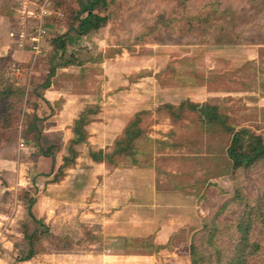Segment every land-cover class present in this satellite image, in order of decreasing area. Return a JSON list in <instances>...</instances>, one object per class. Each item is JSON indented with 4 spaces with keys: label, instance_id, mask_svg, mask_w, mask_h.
I'll return each instance as SVG.
<instances>
[{
    "label": "rangeland",
    "instance_id": "1",
    "mask_svg": "<svg viewBox=\"0 0 264 264\" xmlns=\"http://www.w3.org/2000/svg\"><path fill=\"white\" fill-rule=\"evenodd\" d=\"M77 1L0 0V16L6 20L0 21V49L10 45L17 51L15 60L7 55L4 75L21 89L15 97L21 108L19 121L9 133L0 130L1 150L11 155L21 142L30 147L24 148L21 159L32 158L33 143L24 142L21 136L35 113L43 118L39 123L43 145H61L58 159L71 156L70 140L64 133L82 112H87L90 121H98L90 129L94 135H102L98 141L106 147L113 140L107 138L108 131L120 133L116 143L138 120L134 129L140 134L131 144L133 149L127 151L130 156L118 154L116 163L102 166L100 182L103 178L113 182L110 193L118 195L117 185L133 177L136 166L149 168L147 179L163 183L170 179L183 185L180 192L191 196L194 211L185 209L188 215L179 211L187 223L174 225L180 228L163 249L169 251H164L162 264H190L188 245L202 219L213 217L237 184L258 195L264 166L245 174L234 173L226 155L231 134L220 125L204 124L196 112L187 107L179 110L178 106L182 102L217 105L231 127H248L264 135V0H108V24L66 50L79 64L57 69L51 78L53 93L48 95V108L30 93L46 80L53 53L50 39L66 31L67 9L76 7ZM40 28L44 31L39 42L41 53L34 56L32 38ZM29 54L34 58L27 62ZM39 91L43 95L44 90ZM60 124L65 129H58ZM73 147L80 148L79 163L90 171L87 147ZM115 149L114 144L109 153ZM155 167L160 171L155 172ZM59 173L58 169L54 178ZM26 194L19 190L0 196V214L7 216L0 219V226H11L12 213L18 207L27 208ZM237 211L232 205L221 218L231 220ZM181 214L178 218H183ZM254 229L255 238L261 239L259 227ZM24 241L20 242L23 249L17 251L21 256L28 253ZM152 241L135 249L152 252ZM57 248L43 235L35 242L36 254ZM172 252L182 257L172 259Z\"/></svg>",
    "mask_w": 264,
    "mask_h": 264
},
{
    "label": "crops",
    "instance_id": "2",
    "mask_svg": "<svg viewBox=\"0 0 264 264\" xmlns=\"http://www.w3.org/2000/svg\"><path fill=\"white\" fill-rule=\"evenodd\" d=\"M0 21L6 20L0 16ZM1 49V55L7 56L10 53V56L16 59L17 51L12 50L10 45ZM33 58L34 56L29 54L27 62ZM52 93L49 87L44 90L43 96L50 102L48 95ZM77 118H74L73 123ZM64 120L62 118V121ZM96 122L98 121L93 119L86 126L88 138L84 145L88 149V155L90 150L109 152L120 134L108 131L107 138L113 140L106 147L105 143L99 142L102 135H94V131L90 129ZM127 122L128 120L126 124ZM63 126L60 124L58 129H65ZM64 134L67 140L74 137L72 128H68ZM1 135L2 133L0 137ZM16 145L14 153L5 154L1 150L3 141L0 139V196H4L5 192L24 190L28 195L35 197L33 212L37 219L44 222L43 237L52 240L54 249L58 246L59 250L36 254L30 260H17V251L20 253L19 250L23 249L20 244L22 239L25 240L26 250L29 251L30 248L23 233L24 228L34 229L35 225L27 208L18 207L12 213V225L2 223L0 226L3 231L0 241V264H162L166 257V250L163 249L180 228L174 225L187 223L184 222V214L179 211H194L193 201L189 200L191 196L180 192L184 189L183 185H178L175 180L170 179L167 183L147 179L151 172L149 168L138 167L139 170L136 166L133 167L137 170L136 174L117 185L121 192L116 195L110 193L113 182L106 178L100 182L99 177L103 173L99 170L106 166L107 162H95L88 156L91 166L88 171L82 168L77 157L75 164L65 168L64 176L58 181H53L54 174L63 164L62 156L59 159L57 156L55 159L39 156L23 160L21 155L24 148L28 150L30 147L21 142ZM77 150L80 148L77 147ZM158 171L160 170L155 167V172ZM80 172H84L88 177ZM39 185H42V189ZM184 213L188 215L187 212ZM179 214L183 215V218L179 219ZM1 218L5 220L7 216L0 214ZM56 235H59V238H54ZM149 239H153L155 250L139 252L135 249V246H140ZM172 253L173 257L169 255L172 259L179 260V257H182L178 252Z\"/></svg>",
    "mask_w": 264,
    "mask_h": 264
},
{
    "label": "trees",
    "instance_id": "3",
    "mask_svg": "<svg viewBox=\"0 0 264 264\" xmlns=\"http://www.w3.org/2000/svg\"><path fill=\"white\" fill-rule=\"evenodd\" d=\"M108 8V0H78L76 7L67 9L66 31L50 39L53 53L49 57V74L42 85L34 87L30 93L31 97L35 95L48 108H51L50 102L39 93V90H45L51 86V78L56 74L57 69L79 64L73 54L66 55V50L69 46L78 44L83 36L105 27L109 22ZM7 58V56L0 57V130L9 133L15 129L19 121L21 108L15 97L18 92H21V89L15 87L5 78ZM185 107L196 112L204 124L220 125L224 131L231 134L226 155L234 173L245 174L264 166L263 134H257L248 127L237 129L231 127L227 124L226 118L218 112L217 105L182 102L178 109L182 110ZM35 108L37 105H34ZM41 121L43 118L35 113L21 138L24 142L31 141L33 143L35 151L32 152L31 157L44 156L55 159L61 150V145L58 142H52L47 146L43 145L44 134L39 124ZM91 121L88 119L87 112H82L74 121L72 126L74 137L70 140L68 147L71 156L63 157V164L58 168L60 176L56 177L58 180L64 176L65 168L75 164L79 152L73 145L87 143L86 126ZM137 123L138 120H135L125 129V136L116 141V149L113 152L90 150L91 159L95 162L116 163V155L124 153L126 156H130L127 151L133 149L131 144L140 134V131L134 129ZM54 176L53 180L56 181ZM24 199L28 214L36 224V228H24L23 233L30 248L25 256L17 255L19 261L30 260L36 255L35 242L45 232L43 220L37 219L33 212L35 197L26 194ZM232 205L238 209L234 218L223 220L221 216ZM255 227H259L258 234L262 236L261 239L255 238ZM225 238H228V243L224 242ZM187 254L191 264H264V182L256 196L237 184L234 192L217 213L211 218L202 219L200 229L193 234L192 241L188 245Z\"/></svg>",
    "mask_w": 264,
    "mask_h": 264
},
{
    "label": "built area",
    "instance_id": "4",
    "mask_svg": "<svg viewBox=\"0 0 264 264\" xmlns=\"http://www.w3.org/2000/svg\"><path fill=\"white\" fill-rule=\"evenodd\" d=\"M43 32L44 31L42 30V28H40L39 31L37 32V35L32 38V40L35 42V44L32 46L34 56H38L41 53L39 48V42L43 36ZM39 187L40 189H42V185H39ZM2 237H3V231L0 230V238Z\"/></svg>",
    "mask_w": 264,
    "mask_h": 264
}]
</instances>
